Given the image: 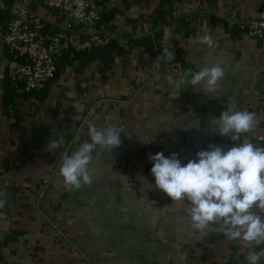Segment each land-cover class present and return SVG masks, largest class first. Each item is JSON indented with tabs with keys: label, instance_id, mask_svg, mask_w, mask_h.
I'll use <instances>...</instances> for the list:
<instances>
[{
	"label": "crops",
	"instance_id": "crops-1",
	"mask_svg": "<svg viewBox=\"0 0 264 264\" xmlns=\"http://www.w3.org/2000/svg\"><path fill=\"white\" fill-rule=\"evenodd\" d=\"M96 1L98 26L117 47L110 58L59 59L40 91L11 82L0 44V264H247L244 242L216 224L191 227L188 202L156 187L149 157L175 153L187 164L209 144L264 148V38L230 30L264 19V0ZM205 34L212 47L200 43ZM216 63L224 77L210 95L168 82ZM229 108L255 114L253 130L235 142L211 125ZM90 124L122 129L121 144L97 146L92 183L70 189L62 157L90 142Z\"/></svg>",
	"mask_w": 264,
	"mask_h": 264
},
{
	"label": "clouds",
	"instance_id": "clouds-1",
	"mask_svg": "<svg viewBox=\"0 0 264 264\" xmlns=\"http://www.w3.org/2000/svg\"><path fill=\"white\" fill-rule=\"evenodd\" d=\"M199 41L209 47L214 45L207 34L200 36ZM162 55L167 60L175 58L169 48H164ZM223 77L224 67L216 63L198 72L188 69L178 80L172 76L167 79L176 87L203 85V92L210 95L217 91ZM211 125L213 131L235 142L241 134L253 130L255 114L229 108L214 117ZM121 131L111 125L101 129L89 125L90 142L82 143L71 155L63 154L59 173L67 188L78 190L82 184L92 183L93 174L89 169L92 152L97 146L106 151L119 147ZM50 146L57 147L58 142ZM149 160L153 163L151 174L156 187L171 201L188 202L186 212L193 229L203 231L210 224L218 225L226 238L242 241L249 248L245 253L247 264H260L264 248L257 251L255 247L264 244V148L242 142L225 151L209 144L208 150L198 151L196 159L187 164H182L175 153L165 157L159 152ZM5 204L0 199V209Z\"/></svg>",
	"mask_w": 264,
	"mask_h": 264
},
{
	"label": "built area",
	"instance_id": "built-area-1",
	"mask_svg": "<svg viewBox=\"0 0 264 264\" xmlns=\"http://www.w3.org/2000/svg\"><path fill=\"white\" fill-rule=\"evenodd\" d=\"M27 1L0 0L4 11L0 44L9 53L8 78L25 93L45 88L55 77L60 58H73L114 40L110 32L98 26L101 13L96 0H32L67 16L69 22L64 26L43 20L26 6ZM232 24L251 37L264 38V19Z\"/></svg>",
	"mask_w": 264,
	"mask_h": 264
},
{
	"label": "rangeland",
	"instance_id": "rangeland-1",
	"mask_svg": "<svg viewBox=\"0 0 264 264\" xmlns=\"http://www.w3.org/2000/svg\"><path fill=\"white\" fill-rule=\"evenodd\" d=\"M26 6L31 11L36 13L39 17H41L43 20H46L49 23H53V24H56L58 26H64L69 22V19L67 16L63 15L60 12L49 9L39 2H34L32 0H28L26 2ZM62 58H65V57H62ZM56 64H57V62H56Z\"/></svg>",
	"mask_w": 264,
	"mask_h": 264
},
{
	"label": "trees",
	"instance_id": "trees-1",
	"mask_svg": "<svg viewBox=\"0 0 264 264\" xmlns=\"http://www.w3.org/2000/svg\"><path fill=\"white\" fill-rule=\"evenodd\" d=\"M230 30L240 32L236 25H233L232 27H230ZM114 47H117L116 44L114 42H111V43H109L103 47L96 48V49L89 51V52L77 53V54H75V56L73 58H68V57H65V58H66V60L68 59L70 61H73V60H76L79 58L80 62H82V61L90 62V61H93L96 59H100V56H102L103 54H106L107 56H109L111 50L114 49ZM109 58H110V56H109Z\"/></svg>",
	"mask_w": 264,
	"mask_h": 264
},
{
	"label": "water",
	"instance_id": "water-1",
	"mask_svg": "<svg viewBox=\"0 0 264 264\" xmlns=\"http://www.w3.org/2000/svg\"><path fill=\"white\" fill-rule=\"evenodd\" d=\"M18 2H20L21 0H17ZM75 23H77V21H75Z\"/></svg>",
	"mask_w": 264,
	"mask_h": 264
}]
</instances>
